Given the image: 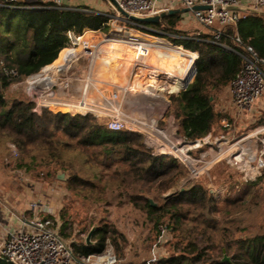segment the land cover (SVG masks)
I'll return each instance as SVG.
<instances>
[{"label": "trees", "instance_id": "1", "mask_svg": "<svg viewBox=\"0 0 264 264\" xmlns=\"http://www.w3.org/2000/svg\"><path fill=\"white\" fill-rule=\"evenodd\" d=\"M172 16H165L163 21L169 31L180 33L175 27L178 19ZM106 21L105 15L85 13L70 6L58 8L50 0H0V142L9 151V157L15 159L14 168L35 172L36 176L46 178H55L58 168L66 169L69 173L66 185L83 197L87 196V192L93 194L105 191L111 181H115V185L120 188L139 185L140 191L143 182L167 176L170 169L179 168L180 163L171 159L169 164H162L161 156L157 157L149 152L141 133L109 129L105 124L99 123L93 113L53 111L47 107H41L38 111L34 101L8 95L13 83L36 74L59 56L70 42L68 32L80 35L86 29L102 30L106 27ZM235 31L264 59L262 14L246 15L237 22L235 30L232 26H226L218 42L194 38L177 39L186 48L196 49L199 53L196 77L190 86H194L201 99L202 115L197 122L203 126L202 136L213 130L214 100L199 90L218 92L235 76L242 61V57L235 52H242V49L230 38ZM201 36L212 39L208 33ZM222 43L233 50L225 49ZM172 56L174 55L168 57ZM184 65L188 67V62ZM60 108L65 109L63 106ZM181 117L174 118L171 129L185 137L182 127L180 128ZM11 144L16 147L17 156L12 154ZM142 191L149 190L147 188ZM142 191L129 197L133 207L144 214L142 219L156 224L163 216L169 215L174 223L173 230L188 223L190 228L187 230L193 236L186 247H182L179 255L172 254L159 260L158 264H184L185 253L197 251L198 237L205 243H210L205 245L206 249L212 248V242L228 245L227 237L230 233L227 227L216 229L222 221L214 215L213 196L206 193L202 185L194 184L156 206L150 204ZM116 235L123 238L113 224L103 220L93 230L91 239L95 242L85 244L84 239L74 242V254L76 257L101 255L108 244L122 250L123 246L118 243ZM149 237L143 239L140 245L142 249H146L145 245L151 243ZM205 253L198 249L195 258L198 259ZM0 264L14 263L0 256ZM212 264L232 263L217 259ZM258 264H264V252Z\"/></svg>", "mask_w": 264, "mask_h": 264}, {"label": "rangeland", "instance_id": "2", "mask_svg": "<svg viewBox=\"0 0 264 264\" xmlns=\"http://www.w3.org/2000/svg\"><path fill=\"white\" fill-rule=\"evenodd\" d=\"M24 1L35 2L36 0ZM91 2L92 3L89 5L87 4L89 8L97 7L103 11H107V13L111 12V14L108 13L110 15H114V10L108 0H91ZM74 7L81 6L77 5ZM80 10L85 13H93L90 10H83L82 8ZM181 15L183 16V19L176 22V29L180 30L178 29L180 27L187 32L193 31L195 21H193L191 11H184ZM105 26V29L102 30H91L86 32L87 30H90L86 29L80 35H75L76 37L81 36V38L77 40L70 38L68 46L60 52L59 56L51 64L43 67L36 74L13 83L8 90V95L19 96L34 101L35 109L38 111L41 107H47L53 111L84 113L82 109L77 111L76 109H71L67 106L65 108L66 110H63L60 108V106L63 105H52L49 103L52 102L50 96H47L51 88H55V86L51 87L50 82H56L57 80L62 79V77L65 78L66 74H70L74 71L75 75H78L79 77L83 75L80 74L82 73L81 68L79 70L78 67V70H75V68L71 66L73 62L78 60L79 66L88 65V70H90V75L87 76V81L89 80V84L91 85L90 94L89 96H86L88 98L86 99L87 102L89 101V105H87L88 107L95 110V105L91 104L92 102L90 103V101L96 99H98L97 101H102V95L109 99L113 104L114 102L119 103L123 101L124 104L130 105L131 103L129 100H131V98L126 99L127 96L124 98V95L122 96L119 94L120 88H117L116 85L119 82L118 80L116 84H113L112 86L109 84H103V87H100L99 85L100 88L98 89L95 88V86L98 85L93 86V83L97 84L95 82L97 75L104 76L108 79L110 71L122 74V68L119 66V62L115 65L98 62L97 59H95L97 54L94 55L89 53L87 48L90 45L83 44V42H94L95 36L92 31L98 33V36L100 37L98 42L113 37L125 42L129 34H136L143 38L147 37L148 40H153L154 38L142 35L137 32V30L142 31L144 29L132 25L128 26L124 24L123 21H109V24ZM122 26H124V28ZM165 27L167 28V25ZM119 28H121V30H119ZM166 28V32L173 33ZM198 28L199 26L196 29ZM183 30H180L179 32L186 34ZM200 30L202 34L209 32L203 28H200ZM145 33L148 35L163 37L161 36L162 34L156 35V33L150 31ZM83 35L84 37H82ZM169 40L172 41L171 39ZM72 42L77 43L73 44ZM70 52L71 55H73L71 58ZM68 53L69 55H67ZM186 60L187 57L183 56L176 59L175 62L185 64ZM64 63L66 64L64 66L66 70L67 67L69 68L71 66L68 72H65L64 70L58 71V68L54 73V70L49 67L50 65L57 67ZM85 81L86 79L83 81V78H81V82L79 80L78 84L81 85L82 83L84 86L86 83ZM47 82H49L48 85L46 84ZM119 84L121 83L119 82ZM135 91H141V89H139V83L136 85L133 84L129 90V92ZM206 94L214 100V125L212 134L209 138L200 142L201 139L205 137L202 136L203 126L199 125L197 122L202 115L201 105L197 110L192 111L194 113L193 116L188 115L190 118L187 120L189 121L186 122L182 119L184 123L180 128L182 127L183 132L181 130L180 132L185 136L184 139L182 138V141L181 139H173L170 135L172 131H170V128H168L169 126L167 123L165 124V121L163 120L160 121L162 125L160 127L163 128L161 131L167 130L164 131V136H166V138L162 137V134L159 135L160 131H158V133L155 130L152 131L146 129V132H141L145 146L149 149L151 154L157 157H162V164H169L171 159L180 163L179 168L170 169L167 176L148 183L143 182V188H141L140 191L139 185L120 188L115 185V181H111L110 186L105 191H99L100 193L97 191L93 194L87 192V196L83 197L77 194L75 190L70 189L65 181L58 180L56 177L46 178L41 175L36 176L35 172H27L22 168H14L13 165L16 161L14 158L9 157V151L5 149L2 142H0V173L5 177L6 181L11 177L16 178L20 185H23L26 189L32 191L27 194V198L24 200L27 204L25 206L28 208L29 202H36L39 205L38 207H40L38 208L40 214L50 216L58 225V230L62 235V238L71 244H73L74 241L84 239L91 228L100 225L104 220L113 224V226L122 233L123 238L116 235L118 243L122 244V246L131 249L135 243L136 245H141L143 239L150 236L149 240L151 243L145 245L146 247L149 246L150 249L152 243L157 239L159 226L161 225L166 228L167 233L165 239L162 240L158 246L161 256L165 257H169L172 254L179 255L182 252V247H186L189 239L193 237L190 235V231L187 230L190 228V224H186V221H184V224L186 225H182L181 228L173 230L174 223L169 215L163 216L156 224H154V222H146V219H142L144 214L133 207L129 202V197L131 194H138L142 190L148 188V192H142L146 195L147 199H152L156 206L161 204L164 199L172 198L177 192L184 191L186 188L191 187L194 184H200L203 186L206 193L211 194L214 198L212 203L214 215L218 220L222 221L218 227L216 226V229L220 230L222 227H227V230L230 233L227 237L228 245L212 242V248L209 247L206 249L204 248L205 245L208 246L210 243H205L203 240H200V237H198L196 243L198 246L197 248L206 253L198 259L195 258L198 249L196 252L185 253L186 257L183 260L184 264H212V261L217 259L222 260L223 250L226 256H228V260L222 261H228L232 264H258L263 257L264 252V131L256 132L254 130L264 127V92L260 98L252 104V108L249 112L242 113L238 112L229 103L227 104L226 101L229 97L226 87H223L218 92L207 91L204 95ZM168 98L174 105H177L178 103L179 106L182 104L183 107L189 106L188 108H190V105L188 104L189 100H186V96H183L182 92L179 93L176 91L171 95L168 94ZM80 99L82 100L81 95H76L75 101H79ZM92 112L94 111L91 110L90 113ZM125 113L129 115H127L128 118L132 115V111L125 110ZM187 113L190 114L191 111H187ZM93 114L97 115L96 111ZM97 119L99 123H103L107 126V120H111L112 118H108L107 120L104 118ZM122 129L140 133L139 130L135 131V129H131L129 126H125ZM252 131L253 133L249 138L244 137V135ZM147 134L150 139H146ZM198 140L200 141L198 142ZM207 141L214 145V150H210L211 153L206 154L203 157L197 155L200 150H208V148L205 146L199 149L192 148H194V146H201ZM180 148H183V150L186 151V157H183L182 154H180ZM159 150L162 152L167 150L168 153H161ZM194 152H197V154H194ZM235 153L236 155H244V159H247L248 157L251 159H248L245 164L243 156L233 160L232 157ZM238 159H240L239 162ZM249 164L253 167V170H255L252 178H250V175L244 177L246 173L245 171L248 169L243 173L244 165L249 166ZM142 165L144 166V164H141V166ZM59 169L62 168H58L56 171ZM144 170L145 169H142V171ZM66 172L69 176L67 170ZM97 195H100L98 196L99 198ZM28 212L31 211L24 209V216L30 215ZM116 217H121L122 220L127 219L129 223L131 222L130 220H132L133 223L131 222L132 224L130 223V225H127L126 223H123L122 225L117 224L118 226H116L114 223L117 220ZM195 223H197V221H195ZM256 235H258L259 238H254ZM4 238L0 241V248ZM91 242H93L92 239ZM111 247L108 246L107 249H109V253L106 252V255H104L103 258L110 255H113L116 258L123 257L121 250Z\"/></svg>", "mask_w": 264, "mask_h": 264}, {"label": "built area", "instance_id": "3", "mask_svg": "<svg viewBox=\"0 0 264 264\" xmlns=\"http://www.w3.org/2000/svg\"><path fill=\"white\" fill-rule=\"evenodd\" d=\"M55 7L64 8L69 7L68 2L72 0H50ZM119 8L127 12L128 14L136 16H153L162 12H168L170 6L173 3H179L182 7L188 8L194 21L199 26L195 29L193 35L180 34V33H169L165 30V23L163 19L158 22V26L151 28L150 26L132 21L124 16L118 9V7L109 0L114 15H110L105 22V25L109 24V21H123L124 24L130 26H137L142 31L137 32L142 35L151 36L153 40H148L136 34H129L125 42L122 44H131L135 50V60L145 62L146 57L151 53L152 50L163 52L169 56L174 53H178L182 56L187 57L188 67L187 71H192L193 76L190 78L188 75L182 79L181 83H187L192 85L194 83L197 67L196 61L199 57V53L196 49L186 48L177 39L179 38H194L198 40L218 42L223 36L225 27L232 26L235 30L237 22L250 14H259L260 10L264 8V0H252V3L246 9H235L230 6H239L240 0H116ZM194 6H204L205 8L194 9ZM164 25V28L161 26ZM124 28V26H122ZM126 27V26H125ZM200 28L206 29L211 35L209 37H202ZM121 30V28H119ZM147 30V31H146ZM153 32L156 35H148L145 32ZM69 38L74 40L79 39L81 36H75L68 32ZM166 37V38H165ZM116 38V37H113ZM168 38V39H167ZM232 42L242 49V52L235 51L242 57L241 65L236 72L235 76L229 81L227 85L228 94L230 98V105L234 107L238 112H249L252 108V104L260 98L264 92V59L261 58L252 46L247 44L235 31L230 36ZM110 39V38H109ZM118 39V38H117ZM171 39L172 41H170ZM121 40V39H119ZM123 41V40H121ZM76 44L77 42H72ZM93 46H88L89 53L93 54L95 50L100 49V45L92 43ZM227 50H233L226 43L221 44ZM160 55V53H159ZM136 62V63H140ZM15 73V71H12ZM189 78V81H187ZM193 79V80H192ZM181 86V85H180ZM176 92V91H171ZM178 92V90H177ZM144 104L139 105L136 109L132 110L131 119L137 120L145 110L156 113L158 108L155 105L150 107H143ZM82 109L84 113L94 111V109L87 105L83 108H71ZM95 112V111H94ZM92 112V113H94ZM96 115V114H94ZM116 123V124H115ZM127 126L125 122L114 119L107 120V127L109 129L117 130ZM136 131V130H135ZM146 139H150L147 134ZM11 151L14 156H17L16 147L11 144ZM159 152H161L159 150ZM264 165V163H263ZM1 202V200H0ZM39 205L36 202H29L27 210L28 216H22L19 218L24 222L26 228L19 230L9 231L2 243L0 248V256L8 262L14 264H125L119 261L115 256L110 255L106 258L101 255L93 256H82L76 257L74 254L73 245L64 240L58 230V225L55 221L47 215L40 214L38 208ZM167 230L163 226H159V234L157 239L151 246V261H158L161 253L159 251V243L165 239ZM93 257V258H92Z\"/></svg>", "mask_w": 264, "mask_h": 264}, {"label": "crops", "instance_id": "4", "mask_svg": "<svg viewBox=\"0 0 264 264\" xmlns=\"http://www.w3.org/2000/svg\"><path fill=\"white\" fill-rule=\"evenodd\" d=\"M36 1H38V0H36ZM73 3H75V4H73ZM90 3H92L91 0H72V1L68 2V6H70L72 8H77V9L82 8L83 10H90L93 13H99V14L105 15L106 17L110 16L111 12H108V13H110V14H108L107 11H103L102 9L97 8V7L89 8L87 6V4L89 5ZM251 3H252V0H240V2H239L240 9H246L247 7H249L251 5ZM72 4H73V6H72ZM77 5H80L81 7H74ZM172 8H182V6L180 4L173 3L170 6V9H172ZM182 12H184V11H176V12L170 13L168 15H173L172 17H176L178 19V22H179L180 19H183V16L181 15ZM260 12H264V8L262 10H260ZM193 21H194V19H193ZM195 24L193 25L194 30L198 27L196 22H195ZM148 26H150L151 28H154V25H152L150 23H149V25H147V27ZM161 28H164V25L161 26ZM178 29L183 30V28H180V27ZM194 30L189 31V32L183 30V32H185L186 34H189V35H193L195 33ZM89 31H91V30H87L86 32H89ZM92 32L94 33V36H95L94 42H83V44H89L90 46H93L92 43L96 42L101 47L102 44L106 43V42H98V40L100 39V37L98 36V33L94 32V31H92ZM180 34H183V33L180 32ZM84 35L82 37H84ZM119 43L121 44V42H119ZM127 45L128 46L130 45V48L132 50L134 49V47L131 44H127ZM98 50H100V49H98ZM124 53H127V51L122 53V57H123ZM159 53H160V55H159ZM159 53H158V56L161 59L168 60L165 58H171V60H173L174 64H176V65H178L179 63L175 62V60L183 57L180 54L178 56H175L178 53L172 54V55H174L172 57H168L169 55L163 54V52H159ZM72 56L73 55H71V52H70V58ZM148 59L149 58H146L144 63L142 62L141 64L137 63L135 65H132V73L131 74H132V77H134L132 80V86H133V84L136 85L139 83V89H141V76H143V74L140 70H141V68L143 69L144 66H146V65L148 67V63H150L148 61ZM118 61H119L120 67H122L121 66V59H118ZM186 62H188V59L186 60ZM65 65L66 64L64 63V64L59 65L57 67L52 66V65H50L49 67H51L55 73L56 69L60 68V66H65ZM71 66H73V68H75V70H78V67H79V70L81 68L82 73H80V74H83V75H81V77H79L78 75H75V71H74V72H71L70 74H66L65 78L62 77V79L57 80L56 82H54V81L50 82L51 87L55 86V88H51V90H50V92H48L47 96H50L51 101H52L51 103L54 102L55 105H58V104L61 105L63 102L64 103L65 102L66 103L72 102L75 100L76 95H78V96L81 95L82 100H85L87 98L86 94H87V96H89V94H90L89 91H90L91 85L89 84V80L87 81V78H88L87 76L90 75V70H88L89 66L88 65L79 66L78 60L73 62L71 64ZM69 68L67 67V70H66V68L63 67L62 70L58 69V71L64 70L65 72H68ZM87 72H88V74H87ZM147 74H150L149 70L144 71V75H147ZM81 78H83V81L86 79V81H85L86 83L84 84V86L82 85V83H81V85L78 84L79 80L81 82ZM134 79H136V80H134ZM48 83L49 82H47L46 84L48 85ZM181 84L183 86L181 85L178 88V92L179 93L182 92L183 96H186V100H189L188 104L190 105V108H188L189 106L183 107L182 104H181V106H179L178 103H177V105L172 104L171 100L168 98V94L171 95L173 93V92H171L170 89L161 88V86H152L151 87L150 85H148V87L146 89L147 91L144 90V91L129 92L127 89H125V87H123V85L116 84L117 88H120L119 94H121L122 96L124 95V98H125V96H127L126 99L131 98V100H129V102L131 103L130 105L124 104L123 101H121L119 103L114 102V104H113L109 99L104 97V95H102L103 96L102 101H97L98 99H96V100H91L90 103L91 102H92L91 104L96 103V104H93L96 107V109L94 111H96V113H97L96 117L99 119L104 118L105 120H107L108 118L114 117V118H117L118 120L125 122L126 125L129 126L131 129L139 130L140 133L143 131L146 132V129L152 130V131L155 130L156 132L160 131V133L158 132L159 135L162 134L163 135L162 137L166 138V136H164V131H167V130L161 131V129H163V128L160 127V126H162L160 121H162V120L165 121V124L167 123V125L169 126L168 128H170V131H172V132L176 131V130L171 129V127H172L171 123L174 122V118H177V117L180 118V115H181L182 117H181V125L180 126H182V124L184 123L183 120H185L186 122L189 121V120H187V119H189L188 115L193 116L194 113L192 111L197 110L198 107L201 105V104H199L201 102V99H199L198 91L194 88V86L192 87L185 82L181 83ZM95 85H98V86H95ZM99 85L101 87L103 84H101V83L94 84L93 83V86H95V88H97V89L100 88ZM227 85L224 86V87H226V89H227ZM160 90H162V91H160ZM87 91H88V93H87ZM199 92H201L202 94L207 93V91L205 92V90H203V89L199 90ZM227 93H228V89H227ZM70 97H71V99H70ZM228 97H229V94H228ZM229 100H230V98L226 101L227 104L228 103L230 104ZM141 104H144L143 107H150L151 104L155 105L158 108V111L156 113H154L152 111L145 110L144 112H142V114H139L140 116L138 117L137 120H134L133 118L131 119V117L128 118L129 115L125 113V110L132 111V110L136 109ZM187 111L188 112L191 111V113L189 114V113H187ZM254 131H256V132L264 131V127H261L259 129H255ZM252 133H253V131L244 135V137L249 138ZM164 141H165V139H164ZM194 154H197V152H194ZM197 155H200V154L198 153ZM4 180H5V177L3 175H1V173H0V200H1V202H0V241L6 236V234L9 231H14V230L26 228V225L24 224V222L21 221L19 218L24 216L23 210L27 209V207L25 206L27 204L24 201L25 198H27L28 193L32 192V191L26 189L25 186L20 185V183L17 182L16 178L11 177L8 181H6V180L4 181ZM116 218H117V220L114 222L116 224V226L122 225L123 223L130 225V223L132 222V220H130L131 221L130 223L127 219L122 220L121 217H116ZM92 241L93 242H91V243L95 242L94 239H92ZM74 242L78 243V242H80V240L74 241ZM84 242H85V238H84ZM108 246L111 247L110 245H108ZM107 248H106L105 252L103 254H101V256L106 255V252L109 253V251H108L109 249H107ZM121 252H122L123 257L122 258L119 257L117 259L119 261H121L122 263H125V264H158L159 260L166 258L165 256L160 255L158 261L153 262V261H151V257H152L151 256V247H150V249H149V246L146 247V249H142L140 247V244L136 245V243L132 246L131 249L130 248L128 249L127 247L123 246ZM93 257H94V255H93ZM77 264H80V263L78 262Z\"/></svg>", "mask_w": 264, "mask_h": 264}, {"label": "bare ground", "instance_id": "5", "mask_svg": "<svg viewBox=\"0 0 264 264\" xmlns=\"http://www.w3.org/2000/svg\"><path fill=\"white\" fill-rule=\"evenodd\" d=\"M145 38H147V37H145ZM102 42H106V43L102 44V46L100 47V50H98V51L95 50V52H93L94 55L97 54L96 58L95 57L94 58L97 59L98 62H104V63L109 64V65H115V64H117V62H119L118 59H121V66H122L121 67L122 68L121 73L122 74H118L115 71H110V73L108 74V75H110L108 79L104 76H102L103 77L102 78L101 75H97V79L95 82L97 84L98 83H101L104 85L109 84L112 86L113 84H116V82L118 80L121 83V85H123V87H125V89H127L129 91L130 88L132 87V80L134 78V77H132V74H131L132 73V65L137 64L136 62H140V61L135 60V55H136L135 48L132 50L130 48V45L128 46L127 44H122V43L120 44L119 42H124V41H121L117 38L106 39ZM126 51H127V53H124L123 57H122V53L126 52ZM150 52L151 53H149V55L146 57V58H149L148 61L150 62V63H148V67L146 65V66H144L143 69L141 68V70H140L143 74V76H141V91H144V90L147 91L146 89H147L148 85H150L151 87L152 86H161V88H167V89H170L171 91H174V90H177L180 87V85H182L181 80L186 75H188L190 78L193 76V73H191L192 71H189V69L187 71V67L184 64L176 65V64H174V61L171 59L163 60L158 56V52L156 50H153V51L151 50ZM67 55H69V53ZM141 63L142 62H140V64ZM119 66H120V64H119ZM91 67H92V65H91ZM148 70L150 71V74L144 75V71H148ZM105 74H107V73H105ZM188 76H186V78ZM186 78H184V79H186ZM119 82H118V84H119ZM160 91H162V90H160ZM87 93H88V91H87ZM86 96H87V94H86ZM70 99H71V97H70ZM86 99H88V98H86ZM86 99L85 100L80 99L79 101L74 100V101L68 102V103L63 102L61 105H63V107L65 106V108L67 106H69L70 108H83V104H84V106L89 105ZM93 104H96V103H93ZM211 134H212V132H210V131L207 132L205 135H203L205 137L202 138L201 141L198 140V142L199 141L202 142L203 140L209 138ZM170 135L175 140L181 139V141H182V138L184 139V137H182L177 131L171 132ZM181 141H179V142H181ZM204 146L206 148H208V150L205 149V150H200L198 152L200 154V156H202V157L205 156L206 154H208L210 152V150H214V148H213L214 145L208 141L205 142V144H203L201 146H194V148H192V149H199V148H202ZM179 151L183 157H186V151L183 150V148H180ZM161 153H168V151L167 150L163 151V152L161 151ZM217 154H219V153H217ZM242 156H243L244 164L247 162L248 159H251L250 157H248L247 159L246 158L244 159V155H242V154L236 155V153H235V155L233 157L231 155L233 160H235L236 158H240ZM232 158H231V160H232ZM239 161H240V159H238V162ZM246 165H244L243 173L246 169H248V170L245 171L246 173H245L244 177H247L248 175H250V178H252V176L255 173V170H253V167L250 164H249V166H246ZM194 172H195V170H194Z\"/></svg>", "mask_w": 264, "mask_h": 264}, {"label": "water", "instance_id": "6", "mask_svg": "<svg viewBox=\"0 0 264 264\" xmlns=\"http://www.w3.org/2000/svg\"><path fill=\"white\" fill-rule=\"evenodd\" d=\"M111 2H113L119 9V11L126 16L128 19L135 21V22H139V23H158L161 21L162 18H164L165 16H167L170 13L176 12V11H188L189 9L186 7H182V8H172L169 9L168 12H162L153 16H136V15H132V14H128L127 12H125L124 10H122L121 8H119L118 3L116 0H110ZM194 9L197 8H205L204 6H194ZM230 8H235V9H240V6H230ZM260 14L264 15V12H259ZM64 66H60L59 69H63ZM56 179L61 180V181H66L68 178V174L66 172V170L64 169H59L56 171L55 174ZM150 204L152 206H155V203L152 201V199H148ZM94 228H91L86 237H85V243L86 244H90L91 243V236L93 233ZM222 260H228V256H226V254L224 253L223 250V258Z\"/></svg>", "mask_w": 264, "mask_h": 264}]
</instances>
